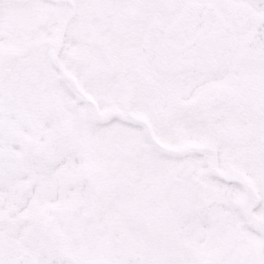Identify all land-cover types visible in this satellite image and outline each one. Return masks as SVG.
<instances>
[{"label":"snow or ice","instance_id":"snow-or-ice-1","mask_svg":"<svg viewBox=\"0 0 264 264\" xmlns=\"http://www.w3.org/2000/svg\"><path fill=\"white\" fill-rule=\"evenodd\" d=\"M0 264H264V0H0Z\"/></svg>","mask_w":264,"mask_h":264}]
</instances>
